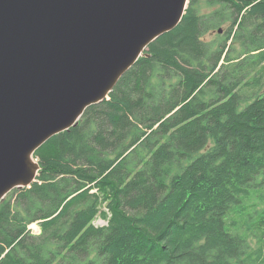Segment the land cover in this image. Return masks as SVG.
Wrapping results in <instances>:
<instances>
[{"label": "trees", "instance_id": "trees-1", "mask_svg": "<svg viewBox=\"0 0 264 264\" xmlns=\"http://www.w3.org/2000/svg\"><path fill=\"white\" fill-rule=\"evenodd\" d=\"M34 158L0 264H264V0H190Z\"/></svg>", "mask_w": 264, "mask_h": 264}, {"label": "water", "instance_id": "water-1", "mask_svg": "<svg viewBox=\"0 0 264 264\" xmlns=\"http://www.w3.org/2000/svg\"><path fill=\"white\" fill-rule=\"evenodd\" d=\"M189 2L0 0V203L36 182L37 149L109 99Z\"/></svg>", "mask_w": 264, "mask_h": 264}, {"label": "rangeland", "instance_id": "rangeland-1", "mask_svg": "<svg viewBox=\"0 0 264 264\" xmlns=\"http://www.w3.org/2000/svg\"><path fill=\"white\" fill-rule=\"evenodd\" d=\"M220 30H222L223 32H224V29H220ZM220 30L218 31V33L220 34V35H222L223 33H220ZM214 38V34H208L207 36H206V41H210L211 39H213ZM155 42V41H154ZM82 119V118H81ZM80 119V120H81ZM79 123V122H78ZM75 127V126H74ZM65 132V131H64ZM33 161L37 164V165H39V163H38V160L37 159H35L34 158V155H33ZM39 167H40V165H39ZM40 171V170H39ZM39 171H38V173H39ZM36 181H37V179H36ZM16 189H19V188H16ZM15 190V189H14ZM13 191V190H12ZM7 197V196H6ZM5 200V199H4ZM3 200V201H4ZM2 201V202H3ZM1 202V203H2ZM0 203V204H1ZM104 212H107V210L105 209V208H103L102 209V213H104ZM107 224H108V222L106 221V220H104V216H103V214H101L100 215V217L98 216L97 217V219L95 220V222H94V225L95 226H97V227H103V226H107ZM30 230L32 231V233L33 234H35V235H38V234H40V228H39V226L35 223V224H32L30 227Z\"/></svg>", "mask_w": 264, "mask_h": 264}, {"label": "bare ground", "instance_id": "bare-ground-1", "mask_svg": "<svg viewBox=\"0 0 264 264\" xmlns=\"http://www.w3.org/2000/svg\"><path fill=\"white\" fill-rule=\"evenodd\" d=\"M34 162V161H33ZM34 164H36L35 162H34ZM16 241V240H15Z\"/></svg>", "mask_w": 264, "mask_h": 264}]
</instances>
